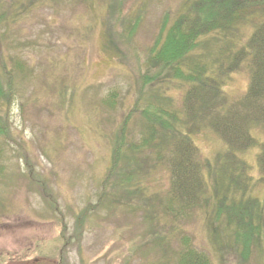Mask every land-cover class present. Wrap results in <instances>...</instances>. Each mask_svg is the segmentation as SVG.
<instances>
[{
  "label": "rangeland",
  "instance_id": "374dc122",
  "mask_svg": "<svg viewBox=\"0 0 264 264\" xmlns=\"http://www.w3.org/2000/svg\"><path fill=\"white\" fill-rule=\"evenodd\" d=\"M191 3L0 0V264H176L187 246L203 250L210 264H264V233L243 253L227 212L217 217L208 204L177 206L169 215L175 207L167 154L144 143V106L182 109L192 83L169 77L174 81L147 86L143 79L147 71L159 74L150 50L165 16L172 20ZM260 17L241 19L227 37L202 35L194 53L211 60L219 34L246 39ZM243 64L224 86L232 98L250 82ZM253 133L257 143L237 154L250 164V196L264 205V132L257 126ZM193 139L208 195L231 204L220 176L227 142L210 127ZM160 242L170 251L163 254Z\"/></svg>",
  "mask_w": 264,
  "mask_h": 264
},
{
  "label": "trees",
  "instance_id": "16d2710c",
  "mask_svg": "<svg viewBox=\"0 0 264 264\" xmlns=\"http://www.w3.org/2000/svg\"><path fill=\"white\" fill-rule=\"evenodd\" d=\"M258 14L263 17L254 24V30L246 39H226L227 33L235 29L237 22L241 19L254 20ZM263 14L264 0H192L188 11L172 20L170 15L165 16L161 34L150 50L151 61H157L150 66H155L159 74L153 70L143 74L147 86L169 77L192 82L183 96L182 109L174 110L151 102L142 110L147 120L144 143L153 144L156 153L165 152L168 157L166 164H169L172 171L169 192L175 210H171L169 215L175 216L178 207H203L208 204L213 206L217 217L219 213L227 212L230 222L236 224V242L242 243L243 253L251 247L253 239L259 241L264 233V205L260 197L253 198L249 193L253 181L250 175L252 171L249 172L250 164L237 154V151L246 150L257 143L253 129L258 126L264 132ZM216 31H223L226 37L218 35L217 38L222 41L217 49L212 48V59L197 57L194 50L201 46V36ZM243 63L250 70V82L242 95L232 98L224 86L231 72ZM2 95L4 89L0 77ZM160 95L161 99L166 98ZM204 127L212 128L228 144L220 176L231 190V204H228L225 195L214 200L213 194L207 193L208 180L203 173L199 149L193 139V134ZM124 130L125 124L117 138L115 152L120 153L125 147ZM3 135L4 132L0 131V137ZM260 144L259 177L264 183V138ZM118 166L114 173L118 174ZM213 171L216 172L215 169ZM239 191L242 197L236 201L234 194ZM160 247L162 253L170 251L162 242ZM176 264L210 262L203 250L199 252L187 246L178 253Z\"/></svg>",
  "mask_w": 264,
  "mask_h": 264
}]
</instances>
